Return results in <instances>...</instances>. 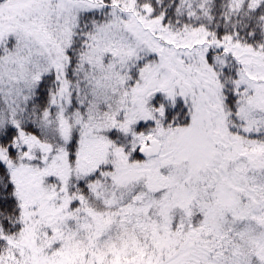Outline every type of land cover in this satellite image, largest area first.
<instances>
[{"label": "snow or ice", "instance_id": "1", "mask_svg": "<svg viewBox=\"0 0 264 264\" xmlns=\"http://www.w3.org/2000/svg\"><path fill=\"white\" fill-rule=\"evenodd\" d=\"M0 264H264V0H0Z\"/></svg>", "mask_w": 264, "mask_h": 264}]
</instances>
